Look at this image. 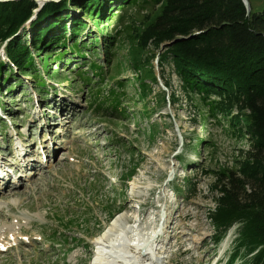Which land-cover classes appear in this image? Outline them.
I'll return each mask as SVG.
<instances>
[{
	"label": "rangeland",
	"instance_id": "374dc122",
	"mask_svg": "<svg viewBox=\"0 0 264 264\" xmlns=\"http://www.w3.org/2000/svg\"><path fill=\"white\" fill-rule=\"evenodd\" d=\"M35 1L36 12L47 0ZM104 1L100 15L94 11L93 18H101L96 22L78 5L66 3L47 36H71L79 22L76 37L88 45L85 58L68 51L76 37L68 40L66 53L59 47L34 49L29 42L34 28L30 21L25 24L20 38L46 79L45 91L37 90L31 73L16 68V75L8 72L0 81V170L10 179H0V231L18 229L14 241L3 234L0 264H92L97 253L93 240L117 214L125 213L127 225L145 230L147 217L157 221L161 210L167 218L157 238L160 264H226L236 245L237 224L215 242L208 213L215 206L217 170L233 165L249 141L220 116V121L201 120L206 110L197 96L193 103L184 92L171 59L158 62L163 46L152 50L148 63L139 64L160 78L146 80L151 92L139 97L138 76L145 72L130 65L139 56L135 38L158 4L138 0L119 8L120 0ZM248 1L253 10L264 8V0ZM95 37L97 42L89 43ZM51 50L61 57L48 62L46 70L56 75L47 77L41 57ZM0 61L9 63L4 44ZM89 61L105 66V77L125 83L121 105L128 119L111 110L109 102L98 110L96 99L115 82L104 79L106 89L97 93L99 79L93 78L90 92L75 70L86 69ZM161 90L175 93L173 105L161 100ZM132 183L138 187L131 188ZM244 262L238 257L231 264Z\"/></svg>",
	"mask_w": 264,
	"mask_h": 264
},
{
	"label": "trees",
	"instance_id": "16d2710c",
	"mask_svg": "<svg viewBox=\"0 0 264 264\" xmlns=\"http://www.w3.org/2000/svg\"><path fill=\"white\" fill-rule=\"evenodd\" d=\"M137 1L120 0L119 8ZM153 1L158 8L155 15L148 17L140 26L135 38L139 56L134 57L135 61L130 64L134 70L145 72L138 76L139 97L151 92L146 80L157 82L153 70H144L139 64L148 63L154 55L152 50L163 46L158 62L171 59L184 92L191 100L193 95L197 96L206 110L200 114L201 120L210 117L220 121V116L233 131L248 139L249 148L240 151L233 165L217 170L214 184L217 196L208 217L215 242L221 241L231 226L237 224L236 245L226 264H231L238 257L245 258L243 264H264V8L256 11L250 5L247 14L242 0ZM104 2L47 0L35 12L38 7L35 0L0 1V48L4 44L9 61L7 64L0 61V81H5L8 72L16 75L13 72L16 68L20 72L31 73L37 90L45 91L46 79L35 68L33 55L24 39L20 38L25 24L30 21L34 28L29 39L34 49L59 47L66 53L68 40L76 37L77 29L82 27L78 22L77 28L72 27L71 36L57 34L46 40L60 22L59 12L67 7L66 3H72L96 22L101 18H93L94 11L100 15ZM52 17L53 21L41 26ZM96 42L97 37L89 43ZM85 45L88 46L76 37L67 47L73 56L85 58ZM148 45L151 52L141 60V54ZM54 51L41 57L42 70L47 77L56 75V72L51 75L46 70L48 62L61 57ZM75 70L84 84L90 85L93 78L99 79L95 82L97 93L106 89L101 86L104 79L115 82L106 95L96 99L98 110L109 102L111 110L123 115V119L129 118L121 105V98L125 95L122 80L115 79L114 75L105 77V66L95 61H89L86 69L77 66ZM88 71H91V76ZM88 90L92 91L91 85ZM161 100L173 105L177 96L173 91L161 90Z\"/></svg>",
	"mask_w": 264,
	"mask_h": 264
},
{
	"label": "bare ground",
	"instance_id": "6f19581e",
	"mask_svg": "<svg viewBox=\"0 0 264 264\" xmlns=\"http://www.w3.org/2000/svg\"><path fill=\"white\" fill-rule=\"evenodd\" d=\"M180 139L182 140V137ZM22 150L20 149V153ZM136 187L138 183H132L131 188ZM137 212L131 215L135 222L139 221ZM126 217L123 212L117 214L109 226L93 240L97 245V253L92 264H160L161 256L158 254L160 251L156 249L162 248V245L158 248L160 242L157 238L165 227L166 213L161 210L157 221L148 216L149 224L145 230L137 224L127 225ZM17 230L16 227H6L0 231V240L3 234H6L10 241H14ZM161 237L164 241L166 235Z\"/></svg>",
	"mask_w": 264,
	"mask_h": 264
},
{
	"label": "water",
	"instance_id": "95a60500",
	"mask_svg": "<svg viewBox=\"0 0 264 264\" xmlns=\"http://www.w3.org/2000/svg\"><path fill=\"white\" fill-rule=\"evenodd\" d=\"M0 1H5V0H0ZM242 2H243V4H244V6H245V9H246V13L248 14L249 13V11H250V3H249V1L248 0H242ZM196 33H199V32H195L194 34H196ZM179 38H181L182 39V37H179ZM156 77H157V80L158 81H160V78H159V76L158 75H156ZM162 85V84H161ZM163 86V85H162ZM181 138V136L179 135V141H180V144H182V140L180 139Z\"/></svg>",
	"mask_w": 264,
	"mask_h": 264
}]
</instances>
